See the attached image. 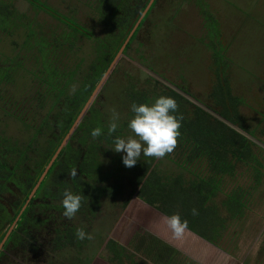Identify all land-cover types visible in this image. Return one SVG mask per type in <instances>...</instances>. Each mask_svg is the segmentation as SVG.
<instances>
[{
    "label": "rangeland",
    "instance_id": "374dc122",
    "mask_svg": "<svg viewBox=\"0 0 264 264\" xmlns=\"http://www.w3.org/2000/svg\"><path fill=\"white\" fill-rule=\"evenodd\" d=\"M148 2L0 0V62L7 66L0 77V139L17 149L29 142L33 149L5 155L6 172L21 179L7 184L1 194L6 203L27 200L29 177L42 159L43 172L104 74L105 59ZM148 9L42 179L43 192L62 184L83 195L80 210L65 218L63 198L38 192L41 181L11 230V238L25 233L36 247L22 238L13 246V239L0 264H155L156 237L161 262L175 255L171 244L198 258L202 243L186 244L194 239L189 230H202L203 238L215 230L216 244L235 258L226 264H264V134L258 121L264 113V0H153ZM217 66L224 67L228 93L240 101L236 110L256 141L203 109ZM47 77H55L51 89ZM36 90L42 93L33 99ZM161 95L174 98L176 115L183 116L177 147L162 159L141 154L134 167H125L126 153L115 152L113 140L132 135L131 104H151ZM112 107L120 119L109 136ZM96 127L102 135L93 138ZM226 128L251 143L260 166L239 158ZM195 206L208 214L192 215ZM174 213L188 222L180 238L163 223ZM80 227L93 239L78 240ZM196 260L176 257L175 264Z\"/></svg>",
    "mask_w": 264,
    "mask_h": 264
},
{
    "label": "clouds",
    "instance_id": "9594fccd",
    "mask_svg": "<svg viewBox=\"0 0 264 264\" xmlns=\"http://www.w3.org/2000/svg\"><path fill=\"white\" fill-rule=\"evenodd\" d=\"M178 104L172 97L159 96L153 103L133 102L131 104V112L134 114L128 122V128L132 135L123 138L117 136L114 138V151L124 152L122 162L125 167H134L141 154L145 157L162 159L166 155L171 154L178 144L180 136L179 129L181 127L182 115H176L178 112ZM111 116L108 124V135L111 136L118 128L120 114L115 107L109 109ZM102 135V128L96 127L91 131V136L97 138ZM71 177H75V169L69 173ZM61 201L64 209L62 215L71 220L82 206L84 196L74 194L70 189L63 192ZM192 215H198V211L191 209ZM163 223L171 232L174 238H180L188 229L187 220H182L179 213H174L163 218ZM75 236L78 240H91V233H86L83 227L77 228Z\"/></svg>",
    "mask_w": 264,
    "mask_h": 264
},
{
    "label": "trees",
    "instance_id": "16d2710c",
    "mask_svg": "<svg viewBox=\"0 0 264 264\" xmlns=\"http://www.w3.org/2000/svg\"><path fill=\"white\" fill-rule=\"evenodd\" d=\"M144 7L142 8L141 12L143 11ZM134 23H133V25H134ZM120 46L121 45L119 44L115 48V50H113V52L110 54V56L107 59H105V62L102 65V69H101L100 73H102L103 70L104 71L106 70L107 66L109 65L110 61L112 60V58L114 57L115 53L117 52V50L119 49ZM19 64L20 63L17 61L15 65H19ZM5 69H7V66L3 62V60H1V62H0V75L1 76L0 77L5 75V74H3ZM223 71H224V67L219 69L218 66L214 70V76H215L214 84L212 85L211 91H210V93L207 96V98L210 100V104L205 105V107L207 109H209L210 111H212L213 113H215L217 116H219L224 121L232 124V126L234 128L243 131L245 133V135L254 138L253 137V135H254L253 130L251 128H248V126L244 125V123H242L241 118H240V116L238 114V111L236 110V108L240 104L239 103L240 101L238 99L230 96L229 93H228L229 89H228V85L226 83V75L224 74ZM219 75H222V76H219ZM53 81H55V77L52 80L47 77L44 80V83L51 89V83ZM93 89L94 88H91L90 91H88L89 93L87 92L88 94H87V96H86L84 101L87 100V98L89 97V95L91 94ZM40 93H42V92L38 91V90L34 91L33 99L39 98L40 97ZM79 111H77V114L79 113ZM77 114H76V116H77ZM258 121L262 125L261 126V130H260L261 134H264V113H262V115L260 116V119ZM233 127H231V128H233ZM227 130H230V135L232 136V138L236 142V143L232 142V145L238 144L237 151L239 153H237V155L239 156V158L241 156L242 157V161H244V162H252L257 167L260 166V164H259V162L257 160V156H255V154L252 152L251 143L245 137L241 136L238 133H235V131H233L232 129L229 128ZM62 138H63V136H62ZM5 141H6L5 139H3V140L0 139V241L3 238L5 232L8 229V227L10 226V224L13 222L15 217L18 215V212L20 211L21 207L23 206V204L25 202V197L19 203H6L3 200V197H1V194L4 192V190H6L7 184L15 185V184H18L20 182V180H21V179H16V176H12V174H9V173L6 172V169L4 167L5 166V162H4L5 161V159H4L5 155L7 153L12 152V151L15 152V154L17 156H22L26 152H30V154L33 152V149H31V145H30L29 142H27V145L25 147H23V148L20 147V148L17 149L16 146H15V143H12V145H9V144H6ZM243 152H246L247 157H243V154H242ZM253 155L256 157V159H255V157H254V159L249 158V157H251ZM58 156H60V152L58 153L57 157ZM40 161L43 164V159L40 160ZM41 163L38 165L39 168L37 170V174L34 175V176H30L29 177V182L28 183H30L29 184L30 186H29V189L26 192L25 196L27 195L29 190L31 188H33L35 180L42 173V166L43 165ZM30 170H32V168ZM28 173H27L26 177H28ZM47 176L48 175H46V177ZM44 180H45V178H44ZM44 180L41 182V184H40V186H39V188L37 190L38 192H40L43 189ZM27 187L28 186L25 184V188H27ZM41 192L45 196H50L51 197L50 199L60 200L61 198H63L62 194H63L64 190L62 189V184H61L60 188L58 189V191H54V190H51V189L49 190L48 189V191H44V192L41 191ZM207 194L209 195L210 193H207ZM191 208L192 209L195 208L198 212H201V213H204V214L206 213L205 212L206 210H204L201 207L195 206V207H191ZM199 222H200V225L203 224V223H206L204 221V219L200 220ZM19 226H22L21 228H23V225H22L21 221H19V223H18V227ZM194 233L199 235V236H201L203 231L201 230V233H200V230H196V231H194ZM13 234L15 235L16 231H13L10 234V236L7 239L8 240L7 243H5L4 246H2V251L0 252V257H2L3 255H6L5 251H4V249H6V247H7V249L8 248L10 249L9 242L14 239V238H11V236ZM24 236H25V233H21V235H19L20 238H22L24 241H26L27 245H29V246H31V248H33V246H35V241H32L31 239L27 240ZM20 238H18L16 240L14 239L12 241V245L15 246V245H18L20 242H22L23 240L20 239ZM20 248L23 249V246L20 247Z\"/></svg>",
    "mask_w": 264,
    "mask_h": 264
},
{
    "label": "crops",
    "instance_id": "0c3cea01",
    "mask_svg": "<svg viewBox=\"0 0 264 264\" xmlns=\"http://www.w3.org/2000/svg\"><path fill=\"white\" fill-rule=\"evenodd\" d=\"M252 139L254 140L255 138H252ZM254 141H256V139ZM263 148H264V146H263ZM263 193H264V191H263ZM233 203L234 202H230L229 204L232 205ZM237 204L238 203H236V206L237 207H235V209L237 211H239V210H241V208ZM205 212L208 214L207 209H206ZM204 232L207 233L206 230H204ZM188 233L191 236H193L195 240L193 238L192 239H189V240H187L186 244L187 243H190V244L193 245V248H194V246H196L197 243H202L201 244L202 246L199 245V247H203V248H201V250L199 249L200 250V256L198 258L196 256L189 255L188 253H186V251L185 252H182L181 250L177 249L176 244H174V245L171 244V247H173V249L175 250V255L173 257H171L169 255V256L166 257L167 258L166 261L161 262V258L162 257L160 259L158 257L159 256V248H160V238L156 237L155 238V240H156V247H155V249H153L155 251L152 250V252H151V253H153L152 258H153L154 255L157 257V259H156L157 261H156L155 264H175L176 263V261H175L176 257H179L180 259L181 258L182 259H189V260L191 259L192 261L197 262V263H198V261L196 259H199L200 260L199 261L200 262L199 264H211L209 261H206V260L209 258V256L213 252H214V255L216 257H214L215 259H213L212 264H224L223 261H225V264H226L227 262H230V261L235 260L234 256L232 255L233 252H231V251H229V252L228 251H225L220 246H218L216 244V242H215L216 241V238L214 239V237H215L214 235H216L215 230H213V233H210L211 235L213 234L212 235L213 237L211 236V237L208 238V236H207V237H205L206 239L203 238V237H201V236H199V235H197V234H195L191 230H189ZM137 240H138V238H136V242H137ZM171 247H168V250H171L170 249ZM143 252H144V250L141 253H139L141 255V257L144 256V253ZM179 253L182 256H180ZM163 256H165V254ZM194 258H196V259H194ZM219 259H220V261H219ZM141 261H143V258H141ZM204 261H205V263H204ZM148 263L150 264V262H148ZM151 264H154V263H151Z\"/></svg>",
    "mask_w": 264,
    "mask_h": 264
},
{
    "label": "water",
    "instance_id": "95a60500",
    "mask_svg": "<svg viewBox=\"0 0 264 264\" xmlns=\"http://www.w3.org/2000/svg\"><path fill=\"white\" fill-rule=\"evenodd\" d=\"M153 0H149V2L146 4L145 8L143 9V11L141 12L140 16L138 17V19L136 20V22L134 23V25L132 26V29L130 30V32L127 34L126 38L124 39V41L122 42L121 46L119 47V49L117 50V52L115 53L114 57L112 58V60L110 61L109 65L107 66L104 74L102 75V77L100 78V80L97 82V84L95 85L94 89L92 90L91 94L89 95V97L87 98V100L85 101L84 105L82 106L81 110L79 111V113L77 114V116L75 117L74 121L72 122L70 128L68 129L67 133L65 134V136L63 137V139L61 140L60 144L58 145V147L56 148L54 154L52 155V157L50 158L49 162L47 163V165L45 166L43 172L41 173V175L39 176V178L37 179L36 184L33 186L32 190L30 191L27 200L25 201V203L23 204V206L21 207L20 211L18 212V215L15 217V219L13 220V222L10 224V226L8 227V229L6 230L3 238L0 241V250L4 244V242L7 240L9 234L11 233L12 228L15 225V222L17 221L18 217L20 216L21 212L23 211L27 201L32 197L33 193L35 192V190L37 189L39 183L42 181L43 177L45 176L47 170L49 169V167L51 166L52 162L54 161V159L56 158L57 154L59 153V151L61 150L63 144L65 143L66 139L68 138L69 134L72 132L73 128L76 126V124L79 122L82 114L84 113V111L87 109L88 105L90 104V102L92 101L95 93L97 92V90L99 89V87L101 86L103 80L105 79V77L107 76V74L109 73V71L111 70V68L113 67L115 61L117 60V58L121 55L124 47L126 46L127 42L129 41V38L133 35L135 29L137 28V26L139 25V23L141 22L142 18L144 17V15L147 12V9L151 6ZM206 112L210 113L214 118L218 119L219 121L227 124L228 126L233 127L232 125H230L229 123H227L226 121H224L223 119H221L219 116H217L215 113L209 111L207 108H203ZM234 128V127H233ZM250 138V137H249ZM253 142L254 140L252 138H250Z\"/></svg>",
    "mask_w": 264,
    "mask_h": 264
}]
</instances>
